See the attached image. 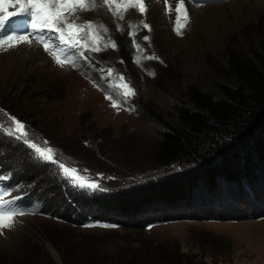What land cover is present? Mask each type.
Wrapping results in <instances>:
<instances>
[{
  "label": "rangeland",
  "instance_id": "obj_1",
  "mask_svg": "<svg viewBox=\"0 0 264 264\" xmlns=\"http://www.w3.org/2000/svg\"><path fill=\"white\" fill-rule=\"evenodd\" d=\"M93 2L71 19L94 25L101 51L71 50L83 52L76 67L57 65L32 37L30 45L0 46V193L20 194L19 207L32 213L17 216L14 226L3 230L0 264H165L176 253L197 263L264 264V173L250 190L219 181L218 191L200 187L189 201L156 204L135 216L83 206L78 211L66 202L74 197L85 205L89 195L125 194L181 171L174 165L161 171L148 159L159 140L156 131L163 128L155 114L172 120V106L187 100L189 87L218 96L220 83L235 85L234 77L225 76L231 53L264 71V0H184L188 22L181 12L180 35L174 31L178 0H167L170 12L165 0H144L145 13L128 8L121 10L123 19L103 0H88ZM10 19L0 28V39L30 30L26 19ZM55 35L52 42L58 43ZM83 39L91 45L94 36L85 33ZM110 41L114 49L104 47ZM123 83L135 95L127 105L113 107V99H124ZM13 118L25 125L29 139L54 149L60 162L105 190L75 188L54 165L31 159L7 134L14 130ZM127 170L132 173L120 176ZM47 205L64 210L76 224L48 214ZM91 214L102 219L87 220ZM159 215L168 218L141 221ZM80 217L85 218L80 222Z\"/></svg>",
  "mask_w": 264,
  "mask_h": 264
},
{
  "label": "trees",
  "instance_id": "obj_2",
  "mask_svg": "<svg viewBox=\"0 0 264 264\" xmlns=\"http://www.w3.org/2000/svg\"><path fill=\"white\" fill-rule=\"evenodd\" d=\"M228 62L225 76L234 77L235 85L220 83L218 96L189 87L187 100L172 106V120L155 114L163 128L156 131L159 140L148 151V159L161 171L174 165L180 172L130 187L125 194L117 191L89 195L85 205L73 197L66 201L68 205H76L78 211L83 206L88 210L135 216L156 204L173 206L189 201L200 187L207 192L218 191L219 181L222 185L253 187L264 173V71L239 53L229 54ZM129 173L131 170L120 172V176ZM46 211L76 224L64 210L59 213L47 205ZM98 215L91 214L87 220L102 219ZM80 218L81 222L85 217ZM166 218L168 215L145 216L141 221ZM168 259L165 264H206L180 253Z\"/></svg>",
  "mask_w": 264,
  "mask_h": 264
},
{
  "label": "snow or ice",
  "instance_id": "obj_3",
  "mask_svg": "<svg viewBox=\"0 0 264 264\" xmlns=\"http://www.w3.org/2000/svg\"><path fill=\"white\" fill-rule=\"evenodd\" d=\"M103 3L109 6V10L113 11V15H119L121 19V10L127 11L128 8H136L143 14L146 12V6L144 0H103ZM115 4V10L112 9V5ZM95 3L89 5L88 0H0V28H4L5 25L11 20L10 18H23L27 20L30 25V30L24 31L21 34H11L6 39H0V46L5 44L8 47H15L18 43L31 44L32 40L29 37L35 39L36 43L41 44L44 51L49 53L54 62L63 67L65 64H70L72 67H76L75 60L77 55L83 56L82 51L73 52L69 54L71 50L78 48H90L93 52L101 51L100 42L101 37L99 32L95 29L94 25L90 21H86L83 24H76L71 18L78 11H88L90 7H94ZM9 8H15L14 11H8ZM165 10L170 12L171 8L165 0ZM176 21L174 31L177 35H180V29L184 25L181 24V12H183L184 23L188 22L187 9L184 8V0H178L175 7ZM145 29H150L147 23L143 24ZM117 30H120L119 25ZM106 31V30H105ZM55 35V40L58 43L52 42V34ZM87 33L89 38L94 36L93 43L87 44L83 37ZM131 35V33H130ZM144 40H148L145 36ZM104 47H116L114 41H110L105 44ZM139 49V45H135ZM147 59H156L154 56H149ZM108 74L111 75L112 69H108ZM123 81V77H120ZM123 91L120 93L124 99L117 102L113 99V107L119 103L121 106L127 105L128 97L135 95V91L127 84L123 83L119 85ZM111 98V97H109ZM134 110V109H131ZM12 123L15 126L13 131L8 132L9 136L14 137L16 141H20L29 151L28 155L31 159L39 161L48 165H54L57 169L58 175H61L64 179L68 180L73 187L88 190V191H104L99 183L90 181L86 177H81L78 174V170L66 166L63 162H60L56 158V151L52 148H42L37 143L29 139V134L25 130V125L15 118L12 119ZM20 187V185H16ZM21 199L20 194L12 195L5 190L4 193H0V235L3 234V230L11 229L15 224V218L17 216L28 215L32 213L26 212L18 205V201ZM89 227L93 225H88ZM100 227H115L113 225L102 224Z\"/></svg>",
  "mask_w": 264,
  "mask_h": 264
}]
</instances>
